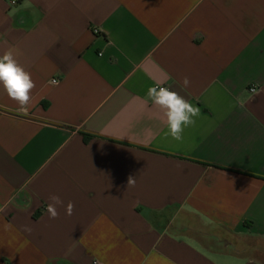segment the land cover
<instances>
[{
	"label": "crops",
	"instance_id": "0c3cea01",
	"mask_svg": "<svg viewBox=\"0 0 264 264\" xmlns=\"http://www.w3.org/2000/svg\"><path fill=\"white\" fill-rule=\"evenodd\" d=\"M9 50L0 264H264V0H0ZM156 85L200 109L181 140Z\"/></svg>",
	"mask_w": 264,
	"mask_h": 264
},
{
	"label": "clouds",
	"instance_id": "9594fccd",
	"mask_svg": "<svg viewBox=\"0 0 264 264\" xmlns=\"http://www.w3.org/2000/svg\"><path fill=\"white\" fill-rule=\"evenodd\" d=\"M50 83L58 85V81ZM189 83V79L185 77L184 86H188ZM0 84L3 85L8 97L20 106L24 114H27L35 82L31 78V73L17 62L11 50L0 55ZM147 96L162 113L168 134L175 140H181L184 129L195 124V118L200 115L199 107L168 87L150 86L147 89ZM134 184L135 180L129 178L128 185ZM49 199L52 203L47 205L46 211L50 219H56L59 216L57 205L64 206V202L56 195L50 196ZM64 207L67 215L73 214L75 206L71 201Z\"/></svg>",
	"mask_w": 264,
	"mask_h": 264
},
{
	"label": "built area",
	"instance_id": "2783aa9c",
	"mask_svg": "<svg viewBox=\"0 0 264 264\" xmlns=\"http://www.w3.org/2000/svg\"><path fill=\"white\" fill-rule=\"evenodd\" d=\"M95 33H96V34H99V31H96V30H95ZM100 55H101V53H100ZM53 81H57V80H53ZM256 90H257L256 87H252V88L250 89V92L254 93V92H256Z\"/></svg>",
	"mask_w": 264,
	"mask_h": 264
},
{
	"label": "trees",
	"instance_id": "16d2710c",
	"mask_svg": "<svg viewBox=\"0 0 264 264\" xmlns=\"http://www.w3.org/2000/svg\"><path fill=\"white\" fill-rule=\"evenodd\" d=\"M90 138H91V135H86V136H85V141H88ZM39 214H40V212H37V213L35 214V216L37 217Z\"/></svg>",
	"mask_w": 264,
	"mask_h": 264
}]
</instances>
